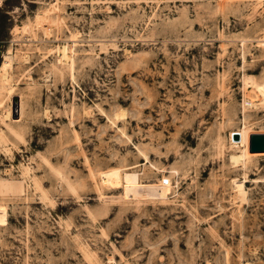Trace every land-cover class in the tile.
Listing matches in <instances>:
<instances>
[{"label": "rangeland", "instance_id": "obj_1", "mask_svg": "<svg viewBox=\"0 0 264 264\" xmlns=\"http://www.w3.org/2000/svg\"><path fill=\"white\" fill-rule=\"evenodd\" d=\"M260 84L264 0H0V264H264Z\"/></svg>", "mask_w": 264, "mask_h": 264}, {"label": "water", "instance_id": "obj_2", "mask_svg": "<svg viewBox=\"0 0 264 264\" xmlns=\"http://www.w3.org/2000/svg\"><path fill=\"white\" fill-rule=\"evenodd\" d=\"M234 139L239 140L240 134L234 133ZM250 152L264 153V134H252L250 136Z\"/></svg>", "mask_w": 264, "mask_h": 264}, {"label": "bare ground", "instance_id": "obj_3", "mask_svg": "<svg viewBox=\"0 0 264 264\" xmlns=\"http://www.w3.org/2000/svg\"><path fill=\"white\" fill-rule=\"evenodd\" d=\"M7 60L8 61H6V65L7 66H9V65H11V58H7ZM6 65H5V67H6ZM258 87L260 88L259 90H261V93H264V85L263 84H260V85H258ZM264 96V95H263ZM234 134V133H233ZM240 134V139L239 140H236V139H234V137H233V135H231V139L233 140V142L235 143V144H240V145H244V143H245V140H244V134L243 133H239ZM253 154H262V153H253ZM238 183V182H237ZM241 183V182H240ZM237 188H238V190H239V192L240 193H243L244 194V186H243V184H237Z\"/></svg>", "mask_w": 264, "mask_h": 264}]
</instances>
